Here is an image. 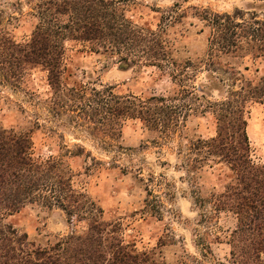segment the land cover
<instances>
[{
    "label": "trees",
    "instance_id": "16d2710c",
    "mask_svg": "<svg viewBox=\"0 0 264 264\" xmlns=\"http://www.w3.org/2000/svg\"><path fill=\"white\" fill-rule=\"evenodd\" d=\"M127 1L43 0L36 7L38 25L29 42L10 40L7 50L12 54H5L0 45L1 76L11 82L23 70L43 67L53 93L48 103L54 116H67L75 129L88 131L107 148L122 139L128 119L140 120L149 131L167 140L179 126H186L192 112L203 116L211 111L217 120L216 136L192 138L187 144L186 163L178 170L189 176L197 204L211 205L217 213L229 212L236 218L228 241L232 264H264V164H255L250 158L246 117L248 103L264 104V70L254 80L224 61L249 57L253 62H264V18L253 12L246 19L240 10L220 14L193 8L190 13L177 2L161 15L158 29L153 30L127 16ZM189 15L203 23L201 33L209 31L206 53L198 63L181 58L169 37L175 26H183V31ZM68 41L88 45L90 52L108 56L123 69L155 67L179 86L178 96L203 102L192 109L176 105L178 96L118 95L112 87L93 89L88 96L83 89L68 87L64 83ZM223 63L230 66L224 70L233 76L230 85L214 76ZM203 66L208 67L206 79L216 87L213 90L225 94L223 100L212 102L208 99L211 92L203 84L194 86ZM197 90L202 95L198 96ZM31 134L0 124V264H156L154 250L140 251L134 243H127L122 226L108 224L101 206L86 191L74 187L75 173L65 159L34 157ZM67 152L75 158L85 153V148L79 146V154ZM211 164L227 165L232 177L224 192H212L206 198L197 174ZM146 191L148 207L152 195ZM34 205L62 210L73 230L49 248L37 246L27 233L7 222ZM80 223L87 225L82 232L75 229Z\"/></svg>",
    "mask_w": 264,
    "mask_h": 264
},
{
    "label": "rangeland",
    "instance_id": "374dc122",
    "mask_svg": "<svg viewBox=\"0 0 264 264\" xmlns=\"http://www.w3.org/2000/svg\"><path fill=\"white\" fill-rule=\"evenodd\" d=\"M43 0H0V45L5 48L13 40L19 44L29 42L38 25L37 5ZM182 10L193 8L213 13H244L246 19L257 12L264 18V1L261 0H128L127 16L141 27L157 30L161 15L176 3ZM185 28L175 26L169 32L174 48L181 58H191L198 63L205 55L208 30L200 32L203 23L187 17ZM192 24V25H191ZM12 54V51L10 52ZM250 79H258L264 62H253L249 57L224 59ZM68 72L64 83L68 87L83 89L90 96L93 89L112 87L118 95L176 97L180 88L171 78L155 67L123 69L113 59L90 52L89 46L68 41L66 43ZM214 76L232 84L233 76L227 74L230 66L222 64ZM28 68V67H27ZM208 67L196 74L195 84L209 93L212 102L221 101L219 93L206 79ZM198 96L202 95L197 90ZM52 90L48 73L38 66L22 71L17 80L6 82L0 74V124L17 133H32L34 157L39 160L65 159L75 173L73 185L86 191L104 210V220L112 226H122L127 243H134L140 251H153L156 264H232L230 232L236 218L229 212L217 213L211 205L201 207L193 197L189 176L178 168L186 163L187 144L192 138L205 139L217 134V120L211 111L204 115L191 113L186 126H179L177 133L165 139L149 131L137 119L124 121L122 139L113 148H107L88 131L75 129L67 116L56 118L49 100ZM176 105L196 108L203 101L191 96H178ZM247 133L250 140V158L255 164H264V104L248 103ZM82 155L70 158L67 150ZM106 147V148H105ZM232 172L225 164L205 166L197 174L208 198L212 192L222 193L231 180ZM149 190V206L145 199ZM21 233H27L37 246L49 248L68 235L69 226L65 212L28 206L7 219ZM87 225L75 229L84 231ZM217 238H220L218 240ZM264 258V256H263Z\"/></svg>",
    "mask_w": 264,
    "mask_h": 264
}]
</instances>
